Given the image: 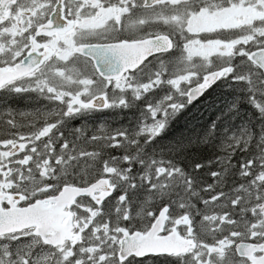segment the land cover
<instances>
[{
    "label": "snow or ice",
    "instance_id": "6c2138e0",
    "mask_svg": "<svg viewBox=\"0 0 264 264\" xmlns=\"http://www.w3.org/2000/svg\"><path fill=\"white\" fill-rule=\"evenodd\" d=\"M240 58L264 72V0H0V93L48 102L0 109V264H264V144L231 142L209 198L146 151ZM130 98L134 133H66Z\"/></svg>",
    "mask_w": 264,
    "mask_h": 264
},
{
    "label": "trees",
    "instance_id": "16d2710c",
    "mask_svg": "<svg viewBox=\"0 0 264 264\" xmlns=\"http://www.w3.org/2000/svg\"><path fill=\"white\" fill-rule=\"evenodd\" d=\"M235 65V75L240 79L235 82L231 79L219 80L199 99L186 103L165 122L160 135L146 149L149 156H155L157 160H170L190 176L195 175L197 189L205 198H209L210 194L204 193L202 189L207 184L214 183L212 172L222 171L219 162L225 160V152L231 142L243 138L244 143L251 146L250 152L253 153L258 150L259 145L264 144V76L260 71L248 67L242 58ZM11 96H17V101L10 99ZM11 96L0 95V109L28 111L39 109L48 103L38 99L35 94ZM12 101L16 108L10 105ZM142 108V101H137L136 104L123 108L92 112L85 118L70 121L65 131L70 133L74 128H85L92 132L100 127L105 130L129 131L138 123ZM140 151H145L144 145H141ZM109 155L122 156L124 153L121 150L117 152V149H106L105 158ZM243 155L237 150L232 162L238 164ZM197 164L204 167L196 169ZM139 170L140 165H134V172ZM234 175V171H229L225 177L228 187L234 180L238 181ZM120 194L115 192L113 196L118 197ZM199 196L200 193L197 192L196 198ZM196 198H193L194 202L203 207Z\"/></svg>",
    "mask_w": 264,
    "mask_h": 264
},
{
    "label": "rangeland",
    "instance_id": "374dc122",
    "mask_svg": "<svg viewBox=\"0 0 264 264\" xmlns=\"http://www.w3.org/2000/svg\"><path fill=\"white\" fill-rule=\"evenodd\" d=\"M220 63H223L222 61H220V62H217V61H213V64H212V67L213 68H215V67H217V66H219V64ZM159 95V96H158ZM163 95V91H158L157 93H156V99H158L160 96H162ZM136 100H131V98H130V103L128 104V105H133V104H136ZM127 105V106H128ZM116 108H121V107H116ZM110 110V109H109ZM81 118H85V116L84 117H81ZM159 118H163L162 117V115L159 117ZM148 122L149 123H151V118H149V120H148ZM138 124V123H137ZM137 124L135 125V127L134 128H132V129H130L129 130V132L130 133H134L135 132V129H136V127H137ZM116 130H120V129H116ZM120 150L119 149H117V152H119ZM122 151V150H121ZM123 152V151H122ZM124 153V152H123ZM183 227V226H182Z\"/></svg>",
    "mask_w": 264,
    "mask_h": 264
},
{
    "label": "flooded vegetation",
    "instance_id": "af4514ba",
    "mask_svg": "<svg viewBox=\"0 0 264 264\" xmlns=\"http://www.w3.org/2000/svg\"><path fill=\"white\" fill-rule=\"evenodd\" d=\"M3 93H0V95H2ZM6 96H11V94H5ZM10 99H14V100H16L17 101V96H11L10 97ZM44 101V100H43ZM46 101H44V103H45ZM40 104L42 103V102H39ZM5 105V104H4ZM10 105L12 106V108H16V104H15V102L14 101H12V102H10Z\"/></svg>",
    "mask_w": 264,
    "mask_h": 264
},
{
    "label": "water",
    "instance_id": "95a60500",
    "mask_svg": "<svg viewBox=\"0 0 264 264\" xmlns=\"http://www.w3.org/2000/svg\"><path fill=\"white\" fill-rule=\"evenodd\" d=\"M260 72H261V71H260ZM261 73H262V75L264 76V72H261ZM218 81H219V80H217L216 82L212 83L211 86L203 92V94H204L206 91H208L212 86H214ZM203 94H202V95H203ZM202 95H200V96H198L197 98L193 99L190 103L196 101V100L199 99Z\"/></svg>",
    "mask_w": 264,
    "mask_h": 264
},
{
    "label": "bare ground",
    "instance_id": "6f19581e",
    "mask_svg": "<svg viewBox=\"0 0 264 264\" xmlns=\"http://www.w3.org/2000/svg\"><path fill=\"white\" fill-rule=\"evenodd\" d=\"M71 128V127H70Z\"/></svg>",
    "mask_w": 264,
    "mask_h": 264
}]
</instances>
